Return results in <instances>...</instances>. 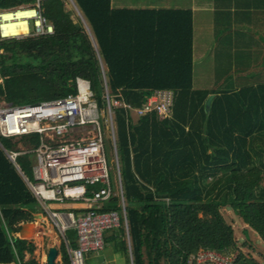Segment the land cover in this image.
Instances as JSON below:
<instances>
[{"label": "trees", "instance_id": "16d2710c", "mask_svg": "<svg viewBox=\"0 0 264 264\" xmlns=\"http://www.w3.org/2000/svg\"><path fill=\"white\" fill-rule=\"evenodd\" d=\"M73 1L81 17L67 10L66 0H40V13L53 34L0 43L4 103L34 106L67 98L77 92V79L88 81L101 109L105 86L110 96L134 108L157 91L175 96L165 120L157 112L134 119L124 109L115 110L132 262L123 219L106 236V245L121 242L132 264H189L191 255L205 249L233 255L237 247L222 214L226 209L264 242V82L235 91L195 90L192 10L129 11L113 9L110 0ZM214 2L227 9H254L264 25V0ZM37 3L0 0V12ZM249 11L242 17L238 12L234 25L249 22ZM262 44L255 35L243 36L234 45L242 47L240 53H232L239 54L241 66L245 58L248 63L255 59L264 71ZM39 143V134L16 141L0 136V264H39L36 244L16 237L22 224L34 222L43 210L20 174L34 179L33 155L16 157L18 171L4 152ZM120 201L114 192L101 211L122 213ZM66 239L71 249L78 247L75 230L67 231ZM62 261L71 264L65 244ZM234 264L258 263L238 252Z\"/></svg>", "mask_w": 264, "mask_h": 264}, {"label": "built area", "instance_id": "2783aa9c", "mask_svg": "<svg viewBox=\"0 0 264 264\" xmlns=\"http://www.w3.org/2000/svg\"><path fill=\"white\" fill-rule=\"evenodd\" d=\"M18 9H34L37 12L36 17L27 19L29 32L15 38H5L0 28V43L54 33L53 26L40 13V0L36 8L22 6ZM16 10L3 12L14 13ZM37 20H40L41 25H37ZM76 89L77 92L67 98L34 106H12L0 99V136L16 141L24 136L39 134L40 143L37 147L9 152L4 150L5 155L19 171L16 157L32 153L35 158L34 179L20 174L48 215L55 231L67 244L71 264H87V256L104 250L105 233L120 228L122 219L129 231L117 148L115 110L124 109L137 118L157 112L165 120L172 115L175 96L170 90L157 91L142 107L134 108L120 99V96H110L105 86L103 99L106 105L101 109L93 99L88 81L77 79ZM102 122L115 158L119 182L117 194L121 200L122 213L101 211L102 204L110 201L114 194L106 160ZM97 185L101 187L99 190L91 189ZM67 201L82 203L86 208L79 213L51 208V202ZM71 229L77 232L76 249H71L66 239V232ZM235 259L236 255H224L205 249L191 255L188 263L234 264Z\"/></svg>", "mask_w": 264, "mask_h": 264}, {"label": "rangeland", "instance_id": "374dc122", "mask_svg": "<svg viewBox=\"0 0 264 264\" xmlns=\"http://www.w3.org/2000/svg\"><path fill=\"white\" fill-rule=\"evenodd\" d=\"M132 1H129V3ZM172 1L174 0H154V4L152 5L155 8H160L161 10H170L174 8L186 7V5H182L181 3H173ZM66 2L67 10L72 12L74 15L81 17V14L78 8L76 7L74 1L66 0ZM113 4L116 5L117 0H114ZM130 7L132 6H127V3L122 4V6H120V8L124 10H128V8ZM232 9L233 8L227 9L222 5L216 6V2H213V0L194 1L192 11L194 17L193 21H195V90H215L218 86H221L222 88H224L225 86H229V83L233 76H239L238 73L240 72V70H243L242 68L249 67L247 58H245V61L242 60L244 62V66H241L239 54H237L238 56H235L232 53V51L240 53L239 49H242V47H240L239 49L234 48V45H239V43L243 41V36L244 38L245 36H247L248 38L250 34L255 35L256 38L260 41L264 40V29H262V32L259 33L258 28H253L251 25H234L233 22L235 20L236 14L238 15L239 12V16L242 17L246 15V12L244 11L249 10L242 11L238 9ZM253 11L254 9L249 11L248 15H250V13H252ZM221 12H225L224 15L226 18L223 20L222 17H220L223 16L222 14H220ZM229 12L231 14L230 17L227 15ZM30 23V26L32 27L33 21H31ZM231 23L233 25H229ZM239 23L240 21H238V24ZM216 39L218 42H216ZM221 41L224 42L225 47H218ZM222 49L224 50L223 52ZM133 118L137 119L135 114L133 115ZM102 128L105 140L106 160L111 174V183L113 191L118 192L119 182L117 177L115 158L112 153L111 141L103 122ZM34 163L35 158L33 156L32 164L34 165ZM50 205L53 210L60 211H63V206H65L54 202H51ZM71 205L75 207L82 206L81 203L77 202L66 203V206ZM222 214L226 222L229 225H232L233 228L234 239L236 241L237 247V251L234 252L233 255H237L238 252H241L243 253V255H246L247 257L255 260L258 264H264V242H262L258 235L252 230H244L243 223L235 216L233 211H231L230 209H226L222 211ZM43 216V218L39 217L35 221L36 225L34 227L32 226L31 230L29 231V234L25 236V241L29 243H36L38 248L35 254L36 258L38 259L40 264H47V256L49 253V249L51 247H57L60 251V246L64 243L62 240L63 238L55 231V229L54 231L52 230L53 226L50 222V219L48 218V215L44 213ZM36 228L43 233L42 234L40 232L39 237H37L39 231L35 232ZM51 234L53 235V237L51 236ZM52 239H54V241L55 239H57L59 242L58 245H56ZM92 254H90L89 257ZM56 262L57 264H63L61 262L60 256L57 258Z\"/></svg>", "mask_w": 264, "mask_h": 264}, {"label": "crops", "instance_id": "0c3cea01", "mask_svg": "<svg viewBox=\"0 0 264 264\" xmlns=\"http://www.w3.org/2000/svg\"><path fill=\"white\" fill-rule=\"evenodd\" d=\"M129 1H132V0H117L116 5L113 4L114 0H110V3H111V7L113 9H121L120 6H122V4L127 3V6H132V7L128 8L129 11H139V10H146V9L161 10L160 8H155L152 5V4H154V0H133L130 3H129ZM194 1L195 0H174V1H172L173 3H177V4L181 3L182 5H186V7L174 8V9H170V10H193ZM213 2H214V0H213ZM133 6H136V7H133ZM141 6H147V7H141ZM259 13H261V12H259ZM192 15H193V11H192ZM193 19H194V17H193ZM249 22L243 21V25L250 24L253 28L257 27L259 33H261L262 29H264V25H262L261 23L259 24V22H258V12L257 11H253L252 13H250ZM194 25H195V21H194ZM216 29H217V27H216ZM215 38H216V33H215ZM262 45H264V44H262ZM194 59H195V30H194ZM251 63H252V66H251ZM249 64H250V68L247 71H242V72L238 73L239 76H233L234 78L232 77V79H231L232 82L230 81L229 86H225L224 88H222L221 86H218L216 89L218 91L223 90V89H230V91H235V90H239L243 84L248 83V84H251L253 86H257L261 82H264V71H261L259 69V67L256 65L257 64L256 60L255 59L251 60V62ZM216 89L213 91H217ZM208 91H212V90H208ZM68 202L69 201H67L65 203H58V204L65 205V206H63V209H64L63 211L67 210V211H75V212L78 211L79 212L80 210H83L84 208H86V205H84L82 203H81L82 206H77V207L72 206V205L66 206V203H68ZM103 204H102V207H103ZM99 206H101V205H99ZM42 214L44 215L43 210H42V213L36 214L35 221L39 217L43 218L44 216ZM35 221L32 223H35ZM124 224H125V222H124ZM35 225H36V223H35ZM243 228H244V230H247V229L251 230L244 223H243ZM52 230L54 231L53 227H52ZM38 231L39 230L36 228L35 232H38ZM40 232L41 231H39L38 233L40 234ZM126 232H127V230H126ZM54 233H56V232H54ZM109 233H110V231L105 233V238L107 235L108 236L110 235ZM39 234H37V237H39ZM42 240H43V236H42ZM125 240H126L128 247H129V254H130L129 256L131 259V253L132 252H131V238L129 235V231L127 232V235L125 236ZM105 242H106V240H105ZM31 243H34V242H31ZM63 243L67 247V244L64 242V240H63ZM64 244H62L60 246V251L56 247L58 249V252H59L57 258L60 256L62 263H63V261H62V247ZM105 246L106 247L104 248L103 251L93 253L90 257L88 256L89 257V258H87L88 264H92V262H93V264H103V263H105V264H132V263L128 262V255L123 251V249L121 247V242H118L117 244H111L108 246L105 243ZM35 254H36V252H35ZM30 258H31V256L27 255V259H30ZM57 258H56V260H57ZM131 262H132V260H131ZM56 264H57V262H56Z\"/></svg>", "mask_w": 264, "mask_h": 264}, {"label": "bare ground", "instance_id": "6f19581e", "mask_svg": "<svg viewBox=\"0 0 264 264\" xmlns=\"http://www.w3.org/2000/svg\"><path fill=\"white\" fill-rule=\"evenodd\" d=\"M36 16L37 12L33 9L16 10L15 13H0V28L2 30V35L5 36V38L6 36H8V38H15L17 35L26 34L30 30L29 21H27V19ZM37 25H41L40 20H37ZM51 236L53 237L52 234ZM52 240L54 241V239ZM54 242L56 245L59 243L57 239H55Z\"/></svg>", "mask_w": 264, "mask_h": 264}, {"label": "water", "instance_id": "95a60500", "mask_svg": "<svg viewBox=\"0 0 264 264\" xmlns=\"http://www.w3.org/2000/svg\"><path fill=\"white\" fill-rule=\"evenodd\" d=\"M214 96H211L207 103H206V109L207 111H209L210 109V105H211V102L213 100ZM35 223H26V224H23L21 226V230L19 233L16 234V236L21 239V240H25V236L27 234H29V231L30 229L32 228V226L34 227ZM59 252H58V249L56 247H52L49 249V253H48V256H47V263L48 264H56V258L58 256ZM131 260H132V253H131ZM15 264V263H13Z\"/></svg>", "mask_w": 264, "mask_h": 264}]
</instances>
